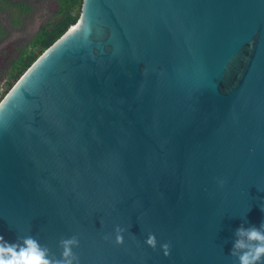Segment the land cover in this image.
Masks as SVG:
<instances>
[{
  "label": "water",
  "instance_id": "95a60500",
  "mask_svg": "<svg viewBox=\"0 0 264 264\" xmlns=\"http://www.w3.org/2000/svg\"><path fill=\"white\" fill-rule=\"evenodd\" d=\"M262 204L264 0H84L0 105L4 240L59 255L76 234L81 264H237Z\"/></svg>",
  "mask_w": 264,
  "mask_h": 264
},
{
  "label": "clouds",
  "instance_id": "9594fccd",
  "mask_svg": "<svg viewBox=\"0 0 264 264\" xmlns=\"http://www.w3.org/2000/svg\"><path fill=\"white\" fill-rule=\"evenodd\" d=\"M223 184V180H220ZM264 208V204L261 205ZM115 243L123 242V232L119 225L115 226ZM104 239H111V233ZM146 242L155 247L156 237L149 233ZM59 255L43 245L34 236H24L18 241L4 240L0 237V264H81L76 249L80 245L78 235L62 236L59 241ZM164 254L169 252V245L162 243ZM230 255L236 258L237 264H264V222L259 225L247 224L242 220L233 234Z\"/></svg>",
  "mask_w": 264,
  "mask_h": 264
},
{
  "label": "trees",
  "instance_id": "16d2710c",
  "mask_svg": "<svg viewBox=\"0 0 264 264\" xmlns=\"http://www.w3.org/2000/svg\"><path fill=\"white\" fill-rule=\"evenodd\" d=\"M55 1L57 4L56 20L43 26L33 36L31 42L19 50L17 56L9 64L8 70L0 73V85L1 81H5L9 91L15 87L17 81L31 65L79 20L84 0ZM31 2L32 0H0V15L5 11L10 13L19 11L15 19V23H19L32 10ZM3 29L0 22V37L4 35Z\"/></svg>",
  "mask_w": 264,
  "mask_h": 264
},
{
  "label": "rangeland",
  "instance_id": "374dc122",
  "mask_svg": "<svg viewBox=\"0 0 264 264\" xmlns=\"http://www.w3.org/2000/svg\"><path fill=\"white\" fill-rule=\"evenodd\" d=\"M30 4L32 10L19 23H15L19 11L15 13L5 11L0 15V22L4 28V35L0 37V73L8 70L9 64L17 56L19 50L27 46L43 26L56 20L55 0H32ZM1 83L0 105L10 93L7 83L5 81Z\"/></svg>",
  "mask_w": 264,
  "mask_h": 264
}]
</instances>
